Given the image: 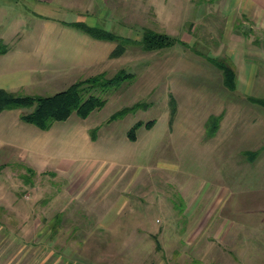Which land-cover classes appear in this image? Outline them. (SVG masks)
Here are the masks:
<instances>
[{
    "label": "rangeland",
    "instance_id": "374dc122",
    "mask_svg": "<svg viewBox=\"0 0 264 264\" xmlns=\"http://www.w3.org/2000/svg\"><path fill=\"white\" fill-rule=\"evenodd\" d=\"M2 1L5 25L19 30L8 45L28 48L45 35L43 19L80 20L86 5ZM112 4L123 27L136 21L140 30L168 32L189 45L154 50L128 45L119 57L59 73V84L29 92L53 94L102 71L108 77L121 68L134 74L95 91L106 103L86 118L74 112L55 121L58 154L35 156L34 174L27 169L31 164L18 160L4 168L9 193L3 197L10 208L0 207V264H264L263 242L254 237L247 254L241 242L243 209L264 202V105L249 98L264 97V26L241 21L235 33L221 28L219 33L223 16L198 0L175 4L176 15L164 19L149 11H138L133 19L131 0ZM62 34L59 29L46 38L62 40L56 51L69 61L75 46ZM206 56L232 60L234 90ZM171 96L177 112L170 123ZM135 102L146 107L108 121ZM210 114L221 118L208 137ZM150 120L155 122L147 127ZM137 121L143 124L130 141L127 132ZM69 125L78 127L76 135H85L84 148L80 137L70 149L63 142Z\"/></svg>",
    "mask_w": 264,
    "mask_h": 264
},
{
    "label": "crops",
    "instance_id": "0c3cea01",
    "mask_svg": "<svg viewBox=\"0 0 264 264\" xmlns=\"http://www.w3.org/2000/svg\"><path fill=\"white\" fill-rule=\"evenodd\" d=\"M75 1L86 4L83 6L80 20L69 21L61 17L59 19L52 17L43 19L45 21L43 34L45 35L34 43L35 48H28L20 44L14 46L8 45V39L17 35L19 30L16 28L14 31H11L9 25H5L3 16L6 9L1 4L3 1L0 0V38L7 44L5 51L0 52V88L17 93L27 92L22 94H33L29 92L34 88L40 87L42 88L41 90H44L48 86L51 87L53 81L59 84L60 80H58V76L60 79H63L59 73L64 72L65 75L66 71L74 69L84 71L110 57V53L116 46L115 41L92 37L90 34L68 22L84 21L89 25L100 26L106 29L108 28L105 26H108L112 28L108 30L117 34L141 39L144 30H140L142 26L140 27L138 22L134 21L133 24L124 27L121 21L117 22L122 15L118 12L119 8L112 4L113 0ZM200 1L201 3L210 4V9L218 10L223 16L220 18L222 22L216 26L219 33L220 28L227 29L225 30V34L230 35L235 33L234 26L236 22L241 21L264 26V0H198V2ZM131 2L132 4H136L131 8V12L133 13L134 11V16L133 14L131 15L132 18L136 19L138 17L135 14L138 11H149L154 14L156 13L159 19H164L176 15L177 8L175 4L185 3L187 0H131ZM139 2L147 3L146 8L143 9L137 6ZM96 22H101L103 25ZM65 27H71L74 30L71 28H68V30ZM59 29L63 31L62 37H67L70 43L75 46V54L69 61L66 59L68 56H63V54L59 59L56 51L61 47L60 45L63 41L57 37H53L51 40L50 38H46L50 34H57ZM22 112V108L0 110V171H2L0 173V194L2 195L0 207L8 210L10 202L3 197L9 193V190L6 188L7 186H5L4 168L8 167L9 163L15 160L31 164V168H36V165L33 163L34 160H32L35 156L44 157L51 155L53 157L54 154H58L59 149V139L58 137L56 139L53 137V131L55 130L54 123L49 129H42L35 124L24 121L21 118ZM69 126L71 129L68 132L70 133L66 134L65 141L63 142H66L68 149H70V147L76 146L75 142L80 137L81 141H83L82 147L84 148L86 145L85 135H76L78 127L74 125ZM129 140L133 141L130 138ZM70 144L71 146H69ZM58 160L56 157V163H58ZM243 210L242 225L245 227V231L241 242L243 243L242 250L247 254V252L251 251L250 245L255 242L254 237H257L259 242L264 243V202L260 203L258 207L256 205L252 206V204L247 205ZM256 228L257 231H255ZM4 239L2 238L3 243L5 242Z\"/></svg>",
    "mask_w": 264,
    "mask_h": 264
},
{
    "label": "trees",
    "instance_id": "16d2710c",
    "mask_svg": "<svg viewBox=\"0 0 264 264\" xmlns=\"http://www.w3.org/2000/svg\"><path fill=\"white\" fill-rule=\"evenodd\" d=\"M69 24L85 31L92 37L98 39H108L116 42V46L110 53V57L121 56L128 45H140L145 50L160 49L171 47L176 43L189 45L185 40L172 36L167 32L157 31L151 27H144L141 39H134L110 31L104 27L92 26L84 21H71ZM6 44L0 38V52H4ZM223 75L224 84L234 90L236 88V70L230 58H221L218 56H206ZM132 72L124 68L118 70L114 75L108 77L105 71L96 73L92 76L77 79L69 86L53 94H22L0 88V110L6 108H30L29 111H23L21 118L29 123L35 124L42 129H49L55 121L66 120L72 113L76 112L79 116L86 118L93 110L105 105L106 99L95 91H105L118 86L124 80L133 77ZM249 98L258 104L264 105V97L249 96ZM170 123L173 121L177 112V103L174 96L170 100ZM139 107H146V104L135 102L131 106H125L113 112L108 121L122 117L130 111H135ZM221 114H210L206 122L207 136H213L219 127ZM154 120L145 123L147 127L154 124ZM143 124L142 121L135 122L128 130V137L131 140L137 139V129ZM95 129L92 131V137L95 138ZM31 173L34 169L27 167Z\"/></svg>",
    "mask_w": 264,
    "mask_h": 264
}]
</instances>
